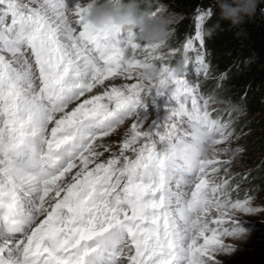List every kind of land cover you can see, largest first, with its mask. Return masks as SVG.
<instances>
[{
  "label": "snow or ice",
  "instance_id": "obj_1",
  "mask_svg": "<svg viewBox=\"0 0 264 264\" xmlns=\"http://www.w3.org/2000/svg\"><path fill=\"white\" fill-rule=\"evenodd\" d=\"M90 2L0 0V264H206L234 237L236 215L260 210L232 198L223 157L241 150L188 80L187 52L197 53V75L208 66L189 37L176 77L172 53L92 30ZM204 20L195 23L201 47ZM149 63L158 79L142 74ZM116 78L129 82L105 84ZM166 93L175 107L163 131L143 130L137 110ZM126 121L118 146L103 141ZM191 123L213 148L186 173L165 146Z\"/></svg>",
  "mask_w": 264,
  "mask_h": 264
},
{
  "label": "rangeland",
  "instance_id": "obj_2",
  "mask_svg": "<svg viewBox=\"0 0 264 264\" xmlns=\"http://www.w3.org/2000/svg\"><path fill=\"white\" fill-rule=\"evenodd\" d=\"M77 2L78 0H66L69 8H74ZM80 2L83 3L85 0H80ZM161 5L166 6V10L173 14L175 34V25L178 23L180 17L166 2L159 1L146 7L156 10L157 8L161 9ZM206 13L208 11L199 10L193 15L194 26L191 32L183 36L180 43L173 37L167 47L160 48L158 51L162 54L172 53L165 63H171L173 66L178 59L185 56L183 45L187 39L189 37L193 39L194 47L204 57L205 63L208 66V72L205 74L201 71L198 75L195 73L194 69L198 67L196 62L197 53L196 51L189 50L187 56L190 68L187 78L190 83L198 85L200 95L208 100V110L211 118L217 119L221 123L229 124V130L233 133L230 147L241 150L239 152L230 151L223 157L231 161L228 177L226 178H229L232 185V198L233 200L237 198L241 200L249 199L253 207L260 209L257 212L241 211L236 215L233 227H243L248 230L249 235L243 242L234 237H225L224 240L227 244L223 249L217 250L214 260L207 261L206 264H264V111L253 115L251 118H248L241 110L226 115L224 113L231 104L225 105L218 97V93L214 91L210 92L209 88L206 87L211 80L217 77V75L212 73L208 65L203 47L195 40L196 17L205 14V20L202 25L203 33L205 22L209 16ZM156 63L159 64L160 62L156 61ZM128 82L122 78H116L113 81H105V84L110 85L114 83L119 86ZM101 90V88L94 89L93 94H99ZM90 95L86 94V96ZM83 99L82 97L81 102ZM172 107H175V101L169 100L167 93L163 96L155 97L154 102H152V98L150 97L146 102V107L137 110L136 121L142 125L145 131L158 130L162 132L163 125ZM130 126L131 121H126L124 125H121L109 137L103 138V141L118 146L124 139L125 134L130 130ZM225 146L228 145H220V147ZM107 155L105 153V156ZM220 175L224 177L223 172ZM228 244L231 246L229 247Z\"/></svg>",
  "mask_w": 264,
  "mask_h": 264
},
{
  "label": "clouds",
  "instance_id": "obj_3",
  "mask_svg": "<svg viewBox=\"0 0 264 264\" xmlns=\"http://www.w3.org/2000/svg\"><path fill=\"white\" fill-rule=\"evenodd\" d=\"M264 0H214L219 17L215 25L207 30L209 38L220 29V22L226 21L231 27H238L246 19L256 15L258 6ZM264 12V9H261ZM85 20L95 31H118L131 34L142 44L167 47L174 37V17L161 5L156 11L144 6V0H91ZM186 58L178 59L171 71L176 77L184 74ZM145 78L158 79L161 68L156 63L147 64L142 70ZM211 136L200 123L188 125L186 135L174 137L165 150L171 159L178 163L186 173H192L201 167L212 151ZM249 232L243 227L235 228L234 238L243 242Z\"/></svg>",
  "mask_w": 264,
  "mask_h": 264
},
{
  "label": "trees",
  "instance_id": "obj_4",
  "mask_svg": "<svg viewBox=\"0 0 264 264\" xmlns=\"http://www.w3.org/2000/svg\"><path fill=\"white\" fill-rule=\"evenodd\" d=\"M166 2L179 15L175 25V39L180 43L185 34L191 32L193 15L199 11L211 10L203 28L205 44L203 51L212 73L217 79L206 87L219 94L220 100L231 106L224 114L241 110L248 118L264 111V2L256 15L239 25L231 27L220 22V29L209 38L207 30L216 24L219 11L214 0H144V6Z\"/></svg>",
  "mask_w": 264,
  "mask_h": 264
}]
</instances>
